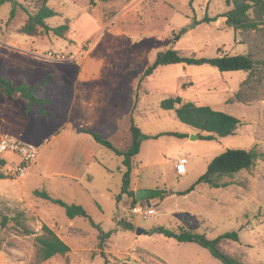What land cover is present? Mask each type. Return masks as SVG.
Wrapping results in <instances>:
<instances>
[{"label":"rangeland","instance_id":"1","mask_svg":"<svg viewBox=\"0 0 264 264\" xmlns=\"http://www.w3.org/2000/svg\"><path fill=\"white\" fill-rule=\"evenodd\" d=\"M19 1L36 9L37 0ZM49 5L58 12L47 20L50 25H70L64 37L20 33L27 12L18 7L10 20L12 3L0 5V75L17 85L35 84L51 75L43 89L50 99L44 104L47 114L35 104L29 110L20 94L11 97L0 89V135L40 147L37 168L21 180L0 168L6 177L0 178V264H224L197 243L150 232L157 226L180 225L211 239L237 231L239 242L254 244L240 246L226 239L222 244L226 252L241 254L247 264H264V196L258 195L254 183L264 156L249 169L246 187L200 183L183 194L199 178L207 159L199 146L206 142L192 141L190 126L174 110L160 106L163 99L177 95L200 104L201 89L212 92L238 84L245 100L264 99V30L235 31L227 26L221 16L233 7L227 0H49ZM206 16L217 18L206 22ZM171 48L196 57H215L218 49L232 55L251 53L257 63L252 73L178 63L159 66L145 77L158 53ZM187 84L190 88L182 90ZM132 118L143 133L159 135L143 141L132 172L133 186L165 193L151 199L157 210L147 217L133 213L132 200L116 198L125 172L123 157L101 144L93 149L73 134L82 124L127 149ZM165 132L188 136L161 134ZM81 145L96 152V160L87 166L86 153L71 156ZM215 145L218 151L211 156L225 147L250 149L255 143L252 137L236 135ZM256 147L264 152V142ZM181 153L189 155V171L182 176L171 160ZM79 168L85 175L78 179L69 175ZM41 171L63 173L44 176ZM43 188L68 203L83 205L106 231H113L111 237L101 244L99 231L88 218L72 219L63 206L34 195L35 189ZM5 216L8 221L2 224ZM125 223H133V229H126ZM44 224L71 246L68 254L40 260L36 236ZM139 227L145 232L137 234Z\"/></svg>","mask_w":264,"mask_h":264},{"label":"trees","instance_id":"2","mask_svg":"<svg viewBox=\"0 0 264 264\" xmlns=\"http://www.w3.org/2000/svg\"><path fill=\"white\" fill-rule=\"evenodd\" d=\"M5 2H11L13 7L10 13L12 20L17 12L18 7H21L28 14V18L21 26L19 32L28 36H38L42 32H53L56 36L64 37L69 31L70 25L65 23L59 26H52L48 23V19L57 15L58 12L49 5V0H37L36 9L31 11L19 0H0V5ZM228 4L233 7L226 11L221 16L226 18V24L232 27L235 31H261L264 30V0H227ZM217 17L206 16L204 21L211 22ZM184 63L188 65H212L220 71H246L252 73L256 66V59L249 54H228L223 53L218 49V54L215 57H196L188 56L173 48L158 53L155 61L145 71L144 76L154 74L159 66ZM51 75H47L42 81L35 84L23 82L17 85L10 77L0 75V89L7 96H15L20 94L28 102V109L35 104L40 108L41 114H47L48 110L44 104L50 99L44 97L43 89L47 86ZM242 92L239 90L234 99L231 101H241L250 103L251 100L242 98ZM161 108L174 110L177 117L185 124L200 131V139L214 140L220 137L235 134L237 129L244 124L240 118L227 112L216 110L210 105H197L193 101H186L181 95L165 98L160 103ZM82 131L90 133L94 139L101 145L108 147L116 154L123 157L125 172L123 174V182L121 192L116 196L118 202L123 195H128L132 198V206L139 201L136 197V192L133 189L132 172L135 162V157L140 153L141 146L144 140L159 135H148L142 132L141 128L135 123L132 118L130 127L131 143L127 149H121L116 146L111 140L104 137L102 134L80 127ZM204 133V134H203ZM161 134L175 135L185 137L188 134L179 132H165ZM160 134V135H161ZM264 156V152L257 147L254 148H227L224 152L217 155L209 163L206 172H204L196 182L188 188L183 194L193 191L200 183L209 184L212 187H228L231 182L228 177L234 176L236 173L244 169L252 168L257 160ZM2 165L4 162L2 161ZM2 168V167H0ZM0 178H6L0 170ZM34 195L46 201L63 206L67 215L70 218L84 217L88 218L91 224L99 231V239L101 244L111 237L113 231H106L101 223H97L90 215L88 210L81 204L68 203L61 198L52 196L46 188L35 189ZM145 202V201H144ZM19 217H16L18 220ZM24 218V216H23ZM8 216L3 218L2 224H6ZM21 223V221H18ZM126 229H133V223H125ZM43 232L36 236V244L38 247L37 254L40 260H49L57 255H66L71 251V246L63 240L58 233L49 225L44 224ZM151 233H160L168 238H174L179 242H193L207 248L211 254L219 259L224 264H247L242 257L236 254L226 252L222 244L224 240L231 239L238 241L240 239L237 231L227 232L216 238H209L205 233L193 231L185 225H180L177 228L167 226H157L153 228ZM28 234L32 232L27 230ZM2 244L0 242V252Z\"/></svg>","mask_w":264,"mask_h":264},{"label":"crops","instance_id":"3","mask_svg":"<svg viewBox=\"0 0 264 264\" xmlns=\"http://www.w3.org/2000/svg\"><path fill=\"white\" fill-rule=\"evenodd\" d=\"M225 22H226V18H225ZM236 54H238V53H236ZM189 88L190 87L188 84L185 86H182V90L189 89ZM239 89H240V84H238L237 86L236 85L229 86L225 90L220 88L218 90H213L212 92H207V91L201 89L200 95H204V97H203L204 102L200 103V104H198L196 102L195 103L197 105H210L212 108H214L216 110H221V111L227 112L229 114H232V115L240 118L242 121H244V124L241 125L237 129L235 134L228 135V136L239 135V138H243L246 136L252 137L253 141L255 143L254 147H256L259 142H264V99L254 101L251 103H244L241 101H231V99L235 98L236 93L239 91ZM186 101H193V100L191 98H186ZM135 104H136V102L134 103V105ZM135 108H136V110H140V107H134V109ZM80 127H85V126L80 124L79 127H75V129L73 130L74 131L73 134L75 135V138L77 140L86 141L88 143V145L93 149H98L100 144L94 139V137L90 133L82 131L80 129ZM191 133H196L198 135H201L200 131H198L192 127H190V130L188 131L189 135ZM228 136L220 137V138H217L214 140H203V139H200V137L197 140H192V141H196V142H200V141L206 142V143H202L199 146V148L201 149L200 155L207 158L205 160L202 168L197 173V174H199V177L202 175L201 173H204V171L207 170L206 167H208V165L212 161V159L217 156V155L211 156L212 152L216 153L218 151V148L215 144L222 142V140ZM83 146L84 145L77 147L71 156L74 157L78 152H81L82 154L86 153L87 154L86 155L87 162H86L85 166H87V165H89V163L92 160H96V152H95V150L94 151H91L90 149L86 150ZM226 149H227V147H225V150ZM183 154H185V153H183ZM177 155H179V154H176L175 156H177ZM185 155L188 157V165H189V155H187V154H185ZM173 159L174 158H172L171 160H173ZM38 160H39V158H38ZM38 160L35 162L34 165H32L30 167L29 172L33 169V167L37 168L36 166H38ZM3 162H4V165L2 167L3 168L2 170L6 171L10 168L11 164L17 163L18 159L14 154L8 153L6 155V159ZM83 168L82 169L79 168V169H77V171L70 173L69 175H71L74 179H78L79 177H81L82 174L85 175V169H83ZM244 170H246V171L243 172ZM244 170H241L240 172L236 173L234 175L235 176L234 178L233 177L227 178V180L231 182V185H229L228 187L233 186V185H241V186H245V187L248 186L245 183V181H248V176H250V172H249V169H244ZM188 171H189V167L187 169V173H188ZM62 173L63 172H58V171H41L40 172V174L44 175V176H56V175H60ZM187 173L185 175H187ZM14 178H17V177H14ZM22 178H18V179L21 180ZM254 183L256 185V188H259L260 192L258 193V195L260 197L262 195L264 196V193H261V190H260V185H261V189H263L262 186H264V167L261 171L260 176H258V178H254ZM228 187H225V188H228ZM215 188H217V187H215ZM218 188H224V187H218ZM133 189L136 191L139 188H137L136 186H133ZM124 197L128 198L129 201L132 200L131 197H129L128 195L125 194V195H123V197L120 201H122L124 199ZM261 223H263L262 226H264V220ZM259 226H260V224L257 225L256 227H259ZM259 232L261 233L262 231H259ZM236 242H238V244H240V246H247V247H251L254 244V243H252V241H245L242 243L239 241H235V244H236ZM236 255L242 257V255L238 254V253Z\"/></svg>","mask_w":264,"mask_h":264},{"label":"built area","instance_id":"4","mask_svg":"<svg viewBox=\"0 0 264 264\" xmlns=\"http://www.w3.org/2000/svg\"><path fill=\"white\" fill-rule=\"evenodd\" d=\"M39 151L40 147L36 144L22 141L11 136L0 135V165L3 166L2 161L6 159L8 153H12L19 158L17 163L11 164L10 168L5 171L9 175L22 178L28 172L30 167L38 160ZM173 161L175 163L177 174L180 176L185 175L188 169V157L182 153L175 156ZM156 205V203H153L150 200L138 202L131 208L133 213L147 217L157 210L155 208Z\"/></svg>","mask_w":264,"mask_h":264},{"label":"water","instance_id":"5","mask_svg":"<svg viewBox=\"0 0 264 264\" xmlns=\"http://www.w3.org/2000/svg\"><path fill=\"white\" fill-rule=\"evenodd\" d=\"M200 135L196 133H191V139L192 140H197L199 139ZM136 197L139 202H144V201H150L151 199L154 198H161L164 196V191L158 188H139L136 191ZM145 230L142 228H137V234H142L144 233Z\"/></svg>","mask_w":264,"mask_h":264}]
</instances>
